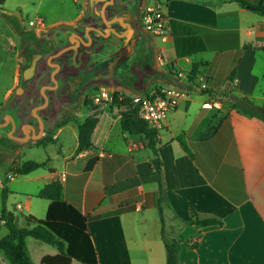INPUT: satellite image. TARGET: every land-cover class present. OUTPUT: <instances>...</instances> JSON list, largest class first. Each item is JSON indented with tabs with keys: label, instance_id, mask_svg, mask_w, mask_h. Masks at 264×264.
I'll list each match as a JSON object with an SVG mask.
<instances>
[{
	"label": "crops",
	"instance_id": "1",
	"mask_svg": "<svg viewBox=\"0 0 264 264\" xmlns=\"http://www.w3.org/2000/svg\"><path fill=\"white\" fill-rule=\"evenodd\" d=\"M160 1L167 25L161 46L170 67L189 72L197 64L195 74L211 91L192 88L196 96L190 91L168 113L156 131V156L144 139L121 130L122 107L86 106L80 116L59 123L46 143L23 146L12 159L0 161V176L10 172L13 161L44 163L29 174L5 180L0 186V210L5 188V206L17 225L21 214L43 218L49 200L36 195L56 180L62 198L87 216L96 264H166L157 212L160 162L168 204L163 208L164 227L188 241L179 248V264H264V121L237 112L223 94L240 50L230 86L264 107V50L242 49L246 44L264 47V15L236 0ZM245 1L264 4V0ZM2 5L0 12L22 14L18 6L8 10ZM1 19L2 102L15 79L16 53L10 49L11 28ZM86 116L98 118L92 145L75 152L78 124ZM35 150L40 159L32 157ZM30 183L34 190L27 188ZM195 218H216L222 224L185 223ZM6 233L2 220L0 238ZM194 241L197 245L190 246ZM30 246L28 238V251ZM43 248L40 264H78L50 244ZM0 264H9L2 251Z\"/></svg>",
	"mask_w": 264,
	"mask_h": 264
},
{
	"label": "water",
	"instance_id": "2",
	"mask_svg": "<svg viewBox=\"0 0 264 264\" xmlns=\"http://www.w3.org/2000/svg\"><path fill=\"white\" fill-rule=\"evenodd\" d=\"M146 0H83L71 21L36 30L17 13L0 12L21 44L12 87L0 103V161L75 117L90 87L144 96L162 83L192 85L158 64L156 41L140 22Z\"/></svg>",
	"mask_w": 264,
	"mask_h": 264
},
{
	"label": "trees",
	"instance_id": "3",
	"mask_svg": "<svg viewBox=\"0 0 264 264\" xmlns=\"http://www.w3.org/2000/svg\"><path fill=\"white\" fill-rule=\"evenodd\" d=\"M4 1L5 0H0V5H2ZM236 2L242 7L264 15V4L262 3L251 4L245 0H236ZM252 47L264 50L263 46H252L250 44L244 45L242 49ZM239 53L240 50H238L236 57L233 58L231 70L226 77L228 86L223 94L232 102V108L237 112L264 121V107L256 105L253 100L247 96L238 95L233 91L232 86H230L236 73ZM168 70L176 72L173 68H169ZM196 70L197 64L194 63L189 73L195 75ZM209 91H211V89L205 82L204 92ZM116 100L115 98L114 101ZM82 104L84 106L90 104L88 94L84 96ZM117 105H121L124 108L120 112L121 130L131 134L135 138L144 139L147 147L156 156L157 134L155 129L149 127L145 121L139 118L136 106L131 103L128 98L117 102ZM97 121L98 118L96 116H86L79 122L75 152L88 149L92 145L91 136ZM49 139V135H47L35 144H44L49 141ZM43 165L44 163H39L34 160L22 162L13 161L9 171L15 175H26ZM160 166L161 163L159 162L156 175L158 188L157 212L161 222L160 237L165 250L166 264H179V248L181 244H188V241L182 235L171 233L164 227L163 208L168 205L166 197L167 188L163 182ZM6 192L7 190L3 188L0 221H4L7 233L0 238V251L3 252L9 264H40V256L44 251V244L54 246L58 252L72 258L74 262L78 264H96L94 249L85 225L87 216L81 214L76 207L67 203L62 198L60 182L54 180L45 184L36 195L39 198L49 200L45 216L43 218H37L31 214H21L20 226L17 225L14 215L6 209ZM185 223L196 227L222 224L221 220L216 218H195ZM28 238L31 239L30 252L26 247V239ZM196 245V241L190 244L192 247Z\"/></svg>",
	"mask_w": 264,
	"mask_h": 264
},
{
	"label": "built area",
	"instance_id": "4",
	"mask_svg": "<svg viewBox=\"0 0 264 264\" xmlns=\"http://www.w3.org/2000/svg\"><path fill=\"white\" fill-rule=\"evenodd\" d=\"M162 6L163 2L160 0H146L140 15V22L143 28L149 31L156 41L159 66L168 70L171 67L165 57L164 49L161 46V43L166 40L167 35V25L162 13ZM28 24L33 28H40L44 26V21L41 17L35 16L28 21ZM174 73L182 80L190 83L192 88L198 90L205 89V82L198 75H191L189 72L182 71H176ZM190 91H182L162 83H154L148 87L144 96H133L123 90L97 87L95 91H91L88 94L90 100L88 107L92 108L101 104L119 106L117 102L128 98L136 106L139 118L145 121L149 127L157 131L161 128V124L168 113L173 111L181 100H186ZM115 98L117 99L116 101H114ZM203 106H208V104L204 103ZM120 107L123 108L121 105ZM14 176L15 174L12 172H7L3 176H0V186L3 185L5 180H10Z\"/></svg>",
	"mask_w": 264,
	"mask_h": 264
},
{
	"label": "rangeland",
	"instance_id": "5",
	"mask_svg": "<svg viewBox=\"0 0 264 264\" xmlns=\"http://www.w3.org/2000/svg\"><path fill=\"white\" fill-rule=\"evenodd\" d=\"M18 6L20 11H22V14L20 12H17L19 15L22 25L26 28H33L29 26L28 21L33 19L35 16L41 17L44 21V26L40 28H34L36 30L42 29L47 27V21H58V20H66L68 21L73 20L76 18L81 10L83 9V0H56L54 2H50L49 0H5V3L2 5L5 9L12 10L13 7ZM35 8L39 11H35ZM37 12V14H36ZM41 14L42 16L38 15ZM1 17V16H0ZM0 20H2L0 18ZM9 34L12 37V42H10V49L16 53L21 41L20 39L9 29ZM207 84V83H206ZM97 87H90L85 93L89 94L91 91H95ZM192 96H196V91H191ZM1 102V101H0ZM110 105V104H108ZM85 107L83 104H81V108L79 110V113L77 116H80L83 111L85 110ZM69 117L68 119H70ZM67 120V119H66ZM41 153L39 151H34L32 154V157L34 159H40ZM17 153L15 154V156ZM18 157V156H17ZM1 169V168H0ZM5 169V167H4ZM13 185L19 186L21 183H17V181L12 182ZM28 189L34 190L35 185L33 183H30L27 185ZM37 201L34 202H40V200L35 199ZM173 231V230H172ZM171 231V233H172ZM31 240V239H29ZM30 252V251H29Z\"/></svg>",
	"mask_w": 264,
	"mask_h": 264
}]
</instances>
